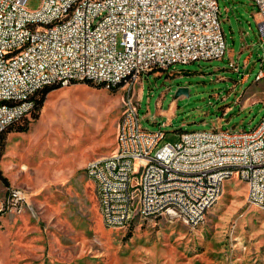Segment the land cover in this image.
<instances>
[{
	"label": "rangeland",
	"instance_id": "374dc122",
	"mask_svg": "<svg viewBox=\"0 0 264 264\" xmlns=\"http://www.w3.org/2000/svg\"><path fill=\"white\" fill-rule=\"evenodd\" d=\"M41 1L25 5L37 9ZM218 3L227 42L222 58L175 63L134 84L144 127L154 129L153 118L169 122L163 142L177 141L180 128H251L264 114L257 7L251 0ZM238 56L241 72L229 65ZM180 85L188 90L176 95ZM125 94L124 86L73 82L47 95L39 118L27 117L28 131L7 133L0 154L8 180L0 179V264H264V209L247 201L237 175L224 181L194 228L139 213L127 228L104 224L85 166L112 153ZM14 187L25 193L22 207L8 203Z\"/></svg>",
	"mask_w": 264,
	"mask_h": 264
},
{
	"label": "built area",
	"instance_id": "2783aa9c",
	"mask_svg": "<svg viewBox=\"0 0 264 264\" xmlns=\"http://www.w3.org/2000/svg\"><path fill=\"white\" fill-rule=\"evenodd\" d=\"M257 7L264 43V0ZM0 0V135L31 117L46 86L90 80L125 87L112 154L88 161L104 224L127 228L137 213L167 215L194 228L225 175L246 178L250 204L264 209V114L251 128L182 130L143 125L134 84L175 63L222 58L227 42L218 0ZM121 35L120 40L118 36ZM241 72L239 62L230 60ZM264 76L261 70L256 78ZM133 187V194H125ZM21 188L8 203L22 207Z\"/></svg>",
	"mask_w": 264,
	"mask_h": 264
},
{
	"label": "trees",
	"instance_id": "16d2710c",
	"mask_svg": "<svg viewBox=\"0 0 264 264\" xmlns=\"http://www.w3.org/2000/svg\"><path fill=\"white\" fill-rule=\"evenodd\" d=\"M89 85H98V86H104V84H98L90 80L83 81ZM119 86H122V84H118L113 88H117ZM61 87L59 84H53L50 86L44 87L42 90L38 92V94L34 97L35 98V107L34 110L32 111L31 116L34 119L39 118L40 116V111L44 106V103L46 101L47 95L54 89H57ZM29 129V121L27 120V117H24L22 119H19L15 121L13 124H11L1 135H0V154L3 152L4 147H5V139L7 136V133L11 131H18V132H26ZM179 130H184L180 128ZM0 179H2L5 183H7V178L2 174V170L0 169Z\"/></svg>",
	"mask_w": 264,
	"mask_h": 264
},
{
	"label": "bare ground",
	"instance_id": "6f19581e",
	"mask_svg": "<svg viewBox=\"0 0 264 264\" xmlns=\"http://www.w3.org/2000/svg\"><path fill=\"white\" fill-rule=\"evenodd\" d=\"M86 172L90 178H95V170H91V168H86ZM232 176H235V175H225L224 181H226L228 178H230ZM239 178L246 184V178L245 177H239ZM224 181H223L222 185L219 186V189H217V196L214 197L213 199H210V200H207L204 202V204H203L204 214L202 216V221H196L194 223V227L200 225L205 220L206 213L208 212V210L218 201V199L221 195V192H222ZM125 194H132L131 187H125ZM248 199H250V187H247V201H248ZM138 215H140L144 218L154 217L153 213H139ZM135 217H136V214L128 219L127 226L132 224Z\"/></svg>",
	"mask_w": 264,
	"mask_h": 264
},
{
	"label": "crops",
	"instance_id": "0c3cea01",
	"mask_svg": "<svg viewBox=\"0 0 264 264\" xmlns=\"http://www.w3.org/2000/svg\"><path fill=\"white\" fill-rule=\"evenodd\" d=\"M239 58H240V56H238L237 58H232L231 60H237L238 62H240L239 61ZM244 64H246V63H244ZM143 117V116H142ZM146 118L147 119H149L147 116H146ZM162 121H166V122H168L166 119L165 120H157L156 118H153V120H152V122L155 124V126L157 127V126H159V124H160V122H162ZM169 123V122H168ZM216 126H221V125H216ZM180 131L181 130H178V139H179V133H180ZM115 141H116V138H115ZM115 148V147H114ZM113 151H114V149H113ZM113 151H112V153H113ZM111 153V154H112ZM85 172H86V168H85ZM87 173V172H86ZM88 175V174H87ZM90 178V177H89Z\"/></svg>",
	"mask_w": 264,
	"mask_h": 264
},
{
	"label": "water",
	"instance_id": "95a60500",
	"mask_svg": "<svg viewBox=\"0 0 264 264\" xmlns=\"http://www.w3.org/2000/svg\"><path fill=\"white\" fill-rule=\"evenodd\" d=\"M187 90H188L187 86L180 85V86L177 87L176 95H180V94H182L184 92H187Z\"/></svg>",
	"mask_w": 264,
	"mask_h": 264
}]
</instances>
